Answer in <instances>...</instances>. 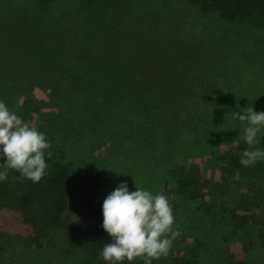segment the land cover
Here are the masks:
<instances>
[{
    "label": "rangeland",
    "instance_id": "rangeland-1",
    "mask_svg": "<svg viewBox=\"0 0 264 264\" xmlns=\"http://www.w3.org/2000/svg\"><path fill=\"white\" fill-rule=\"evenodd\" d=\"M0 100L46 134L50 162L96 164L106 194L126 181L169 197L180 234L153 264H264V161L229 157L264 147L232 119L264 111L263 28L187 0H0ZM55 204L8 171L0 264H101L81 216Z\"/></svg>",
    "mask_w": 264,
    "mask_h": 264
},
{
    "label": "clouds",
    "instance_id": "clouds-1",
    "mask_svg": "<svg viewBox=\"0 0 264 264\" xmlns=\"http://www.w3.org/2000/svg\"><path fill=\"white\" fill-rule=\"evenodd\" d=\"M232 119L244 122V142L258 143L264 130V111L244 108L233 111ZM51 143L46 134L30 122L23 121L9 106L0 100V183L8 179V171L15 170L24 179L38 183L47 175ZM264 161V147H255L241 153L244 167ZM101 227L109 242L98 256L105 264H153L167 257L173 240L180 234L175 227V216L169 197L135 187L129 191L121 181L103 199Z\"/></svg>",
    "mask_w": 264,
    "mask_h": 264
},
{
    "label": "trees",
    "instance_id": "trees-1",
    "mask_svg": "<svg viewBox=\"0 0 264 264\" xmlns=\"http://www.w3.org/2000/svg\"><path fill=\"white\" fill-rule=\"evenodd\" d=\"M187 1L199 6L205 12L214 11L227 21L248 19L253 25L264 29V0ZM65 149L66 152L64 154V159L67 157L68 159H70V157L75 158V154L78 155L77 153L80 152L71 142L65 145ZM51 150L52 149H50V151ZM81 154V160L83 161L84 154ZM229 157L237 161V164H239L238 159H240L239 157H241V154H232ZM49 159H51V157H46L48 164L47 175L43 177L40 182L33 183L35 193L40 192L45 197L51 198V200L56 203V210H69L78 213L84 222L83 225L88 236L92 239L99 253L102 246L109 242V236L101 227V205L103 199L107 195L102 190L104 183L102 171L96 164L90 163L88 160L84 162L80 171H74L68 167L65 170L59 166L58 161L50 162ZM55 166L59 167V169L53 170V167ZM197 188V182L196 180L192 181L190 174L186 175V177L179 178V190L189 191V194H192V192L195 193L197 191ZM100 262L101 264H105L102 259H100ZM233 264L254 263L237 261Z\"/></svg>",
    "mask_w": 264,
    "mask_h": 264
}]
</instances>
